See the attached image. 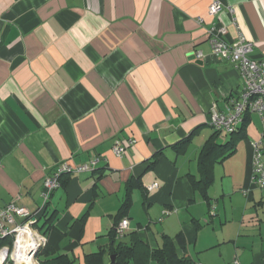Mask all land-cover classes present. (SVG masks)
Returning a JSON list of instances; mask_svg holds the SVG:
<instances>
[{
  "label": "crops",
  "instance_id": "obj_1",
  "mask_svg": "<svg viewBox=\"0 0 264 264\" xmlns=\"http://www.w3.org/2000/svg\"><path fill=\"white\" fill-rule=\"evenodd\" d=\"M212 1L0 0V209L15 202L36 214L33 229L54 253L43 260L86 264L102 247L107 264L122 215L128 228L115 244L137 240L150 252L166 235L193 264H264V191L252 178L264 128L249 124L253 114L263 122L247 113L237 132L214 133L211 111L242 83L211 54L207 33L226 24L225 39L244 36L264 60V0H218L232 8L219 17L207 13ZM93 160L62 174L41 208L43 180L59 163Z\"/></svg>",
  "mask_w": 264,
  "mask_h": 264
},
{
  "label": "built area",
  "instance_id": "obj_2",
  "mask_svg": "<svg viewBox=\"0 0 264 264\" xmlns=\"http://www.w3.org/2000/svg\"><path fill=\"white\" fill-rule=\"evenodd\" d=\"M232 11L228 6L224 7L218 0H213L208 8L207 13L210 16H221L225 11ZM226 24H213L208 28V42L211 47V54L215 57L231 63L238 71L241 79L242 87L236 92L235 97L228 99L223 111L213 109L210 113L209 124L215 131L226 132L232 134L237 132L238 124L242 121L244 114L257 113L264 124V60L255 59L251 53L253 43L248 41L242 35L231 40L225 39ZM196 58H201L200 51L195 52ZM133 141H129L131 143ZM113 151L117 155H121L123 147L120 144L113 146ZM95 160L89 164H83L72 168L66 163H59L55 170L46 176L42 183V197L44 208L50 193L61 185V176L64 173L72 171L90 170L95 164ZM252 178L256 184L264 191V160L261 158V141L253 142V168ZM36 214L22 205H17L15 202H9L0 209V238L11 237L12 248L3 246L0 250L9 249L11 253L1 261L4 264L6 260L13 259V250L19 242L22 231L29 230L33 232L34 238L37 239L35 249L44 246L43 237L37 236L33 229L36 221ZM21 218V222H17L16 218ZM128 220L121 218L115 225L116 236H122L128 228ZM39 237V238H37ZM33 250V252H34ZM32 252V255H33ZM11 256V258H10ZM35 257V255L33 256Z\"/></svg>",
  "mask_w": 264,
  "mask_h": 264
},
{
  "label": "trees",
  "instance_id": "obj_3",
  "mask_svg": "<svg viewBox=\"0 0 264 264\" xmlns=\"http://www.w3.org/2000/svg\"><path fill=\"white\" fill-rule=\"evenodd\" d=\"M218 131H214L217 133ZM214 143L206 144L203 148V152L200 158V164L202 168L203 178L202 181L204 186L207 185L211 180V170L209 159L212 157V153L214 154ZM230 151V150H229ZM62 180V179H61ZM62 183V182H61ZM129 206V198H125L123 200L121 209L126 210ZM46 209V207H45ZM43 217L46 216V212L42 213ZM122 218V215L119 216L118 221ZM116 223V224H117ZM36 222L34 223V225ZM111 242L108 246L109 254H118L116 257V264H129L130 260L133 261L134 264H147L148 257L154 259L158 264H193L189 259L185 257H177L175 252V245L173 239L169 236H162L163 243L161 247L148 251L147 247L143 246L139 241L135 240L130 244H125L123 242H118L115 244V227L112 228L110 232ZM177 239L183 244L181 240V236H177ZM3 246H8L9 249L12 247V238L5 237L0 238V248ZM47 246L40 247L36 254L35 259L39 262V264H69V259L64 255H56L52 258L43 260L42 256L48 257L54 253L52 251H47ZM104 249L101 247L98 251L89 253L85 255L86 264H103V253Z\"/></svg>",
  "mask_w": 264,
  "mask_h": 264
},
{
  "label": "bare ground",
  "instance_id": "obj_4",
  "mask_svg": "<svg viewBox=\"0 0 264 264\" xmlns=\"http://www.w3.org/2000/svg\"><path fill=\"white\" fill-rule=\"evenodd\" d=\"M39 238V237H37ZM37 239L34 238L33 232L26 230L22 231L19 242L15 245L13 258L15 264H36L32 258V252L36 247ZM0 263L6 256V250H0ZM34 258V257H33Z\"/></svg>",
  "mask_w": 264,
  "mask_h": 264
},
{
  "label": "rangeland",
  "instance_id": "obj_5",
  "mask_svg": "<svg viewBox=\"0 0 264 264\" xmlns=\"http://www.w3.org/2000/svg\"><path fill=\"white\" fill-rule=\"evenodd\" d=\"M253 122H254V125H255V130L257 131V132H259L260 133V131L259 130H257L258 128L260 129V130H263V128H264V125L262 124V123H259V121H258V117H257V115H255V114H253V121L252 122H250L249 124H253ZM250 125V126H251ZM221 133V135H223V133L224 132H220ZM258 133V134H259ZM262 133V132H261ZM223 137H220V140L222 139ZM256 141H259V139L258 140H254V142H256ZM263 158V157H262ZM264 159V158H263ZM228 164L229 163H227L226 164V166H228ZM227 204H226V202H222V200H220L219 201V209L222 211V208L224 207V206H226ZM210 213L211 212H209V214L208 215H210ZM12 248V247H11ZM14 251V250H13ZM11 253V251L9 252V254ZM10 258H11V256H10ZM14 259V258H13ZM31 259H33V257L31 258ZM34 261H35V259H34ZM36 262V261H35ZM4 264H15V261L13 262V260L12 259H10V260H6V262L4 263ZM37 264V263H36ZM153 264H155V263H153Z\"/></svg>",
  "mask_w": 264,
  "mask_h": 264
},
{
  "label": "water",
  "instance_id": "obj_6",
  "mask_svg": "<svg viewBox=\"0 0 264 264\" xmlns=\"http://www.w3.org/2000/svg\"><path fill=\"white\" fill-rule=\"evenodd\" d=\"M191 58H195V55L191 56ZM198 63H200L199 61H197ZM36 222V221H35ZM34 222V223H35ZM38 249H35L34 252H33V256L36 254ZM9 255V249H7V252H6V256ZM118 256V254L114 253V254H110L108 256V263L107 264H116V257Z\"/></svg>",
  "mask_w": 264,
  "mask_h": 264
}]
</instances>
